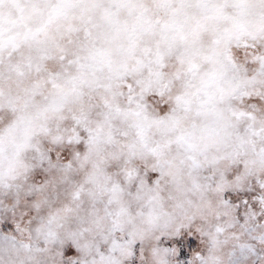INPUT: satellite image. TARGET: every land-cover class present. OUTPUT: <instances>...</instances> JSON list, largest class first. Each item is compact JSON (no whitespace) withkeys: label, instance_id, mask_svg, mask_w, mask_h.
<instances>
[{"label":"snow or ice","instance_id":"6c2138e0","mask_svg":"<svg viewBox=\"0 0 264 264\" xmlns=\"http://www.w3.org/2000/svg\"><path fill=\"white\" fill-rule=\"evenodd\" d=\"M0 264H264V0H0Z\"/></svg>","mask_w":264,"mask_h":264}]
</instances>
